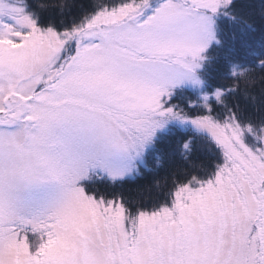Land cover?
<instances>
[{
	"label": "snow or ice",
	"instance_id": "6c2138e0",
	"mask_svg": "<svg viewBox=\"0 0 264 264\" xmlns=\"http://www.w3.org/2000/svg\"><path fill=\"white\" fill-rule=\"evenodd\" d=\"M91 3L56 29L0 0V264H264V123L224 99L264 80V59L233 65L211 93L219 112L209 95L191 114L166 107L176 86H199L234 0ZM170 120L211 137L209 178L174 181L170 206L151 211L86 193L82 181L122 176Z\"/></svg>",
	"mask_w": 264,
	"mask_h": 264
},
{
	"label": "trees",
	"instance_id": "16d2710c",
	"mask_svg": "<svg viewBox=\"0 0 264 264\" xmlns=\"http://www.w3.org/2000/svg\"><path fill=\"white\" fill-rule=\"evenodd\" d=\"M11 1L21 3L41 28L53 26L59 29L61 21L70 26L93 10L92 0ZM234 6L236 22H229L225 17L216 19L220 44L214 43L206 50L200 71L203 85L193 90H175L168 100V106L174 105V110L191 114L199 109L204 95H209V103L215 106L211 93L233 79L230 74L233 65L237 70L255 68L257 61L264 59V17L261 16L264 0H234ZM244 21L252 27L249 28ZM259 75L264 76V68ZM224 99L230 106H238L245 119L251 120L253 125L264 123V80L247 88V96L238 90ZM215 108L220 111L219 106ZM219 163V150L210 138L189 127L169 125L163 134L156 137L144 164L131 177L110 180L104 176L97 179L93 175L85 191L94 196H119L130 209L153 210L169 203L174 181L183 183L193 176L207 179Z\"/></svg>",
	"mask_w": 264,
	"mask_h": 264
},
{
	"label": "rangeland",
	"instance_id": "374dc122",
	"mask_svg": "<svg viewBox=\"0 0 264 264\" xmlns=\"http://www.w3.org/2000/svg\"><path fill=\"white\" fill-rule=\"evenodd\" d=\"M6 2H7L10 6H15V7L22 8L23 11H24V14H26V15H30V14L26 11L25 7H24L21 3H17V2L11 1V0H6ZM215 24H216V20H215ZM213 44H214V43H213ZM211 45H212V44H211ZM202 55L205 57V56H206V51H205V53H203ZM204 60H205V59H203V60L200 62V68H198V69L196 70V75H197V77H198L199 80H200V84H199V86H195V85H193V84H191V83H189V82H184V83H181L180 85L176 86L175 88H173V89L171 90V93H172L171 95H173V93L175 92V90L180 89V88H185V89H191V90H193V89H196V88L198 89V88H200V87L203 85V81H202V78H201V75H200V71H201L202 64L204 63ZM168 100H169V99H168ZM168 105H169V104H168V102H167L166 107H167ZM169 125H177V126H179V127H186V128L189 127L190 129H192V130H194V131H197V132H199V133H201V134H203V135H205V136H207L208 138L211 139V137L208 135L207 132L197 130V129H196L192 124H190V123H187V122L182 123V122L177 121V120H170V121H168L167 123H165V124L163 125V127L158 128V129L155 131V133H154V135H153V137H152L150 143H148V144L145 145V148H144L143 152H142L139 156L135 157V158H134L133 160H131V161H123V162H120V167L123 168V169H126V170L124 171V173H123L122 176L118 177V178L115 179V180H121V179H123V178L131 177V176L137 171L138 167L144 164V162H145V156H146L147 152L149 151V149H151L154 140L156 139V137H158L159 135L163 134V133L166 131V129H167V127H168ZM243 142L245 143V145H246L247 147H249L250 149H252V147H253V142H252V138H251L250 136L245 135ZM256 146L259 147L260 145L257 144ZM102 176L106 177L107 179H110V178H108V176H107L106 173L103 174ZM93 178H94V177H93ZM93 178L88 179V180H85V181H82V182H81V186L84 187V189H85L86 185L89 184V183L93 180ZM110 180H112V179H110ZM161 206H170V201H169V203H168L167 205H161ZM161 206H160V207H161ZM158 208H159V207H158ZM158 208H156V209H158ZM145 211H151V210H145Z\"/></svg>",
	"mask_w": 264,
	"mask_h": 264
}]
</instances>
